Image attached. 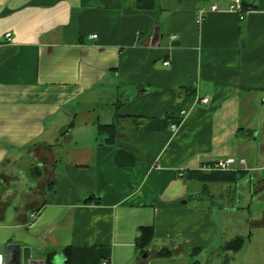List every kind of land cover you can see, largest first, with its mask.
Wrapping results in <instances>:
<instances>
[{
  "label": "crops",
  "instance_id": "crops-1",
  "mask_svg": "<svg viewBox=\"0 0 264 264\" xmlns=\"http://www.w3.org/2000/svg\"><path fill=\"white\" fill-rule=\"evenodd\" d=\"M256 97L264 0H0V254L18 264L21 245L29 264L67 254L71 264H201L217 241H246L239 231L219 241L208 200L218 181L186 175L235 157L229 170L252 181L242 151ZM143 226L154 236L141 246Z\"/></svg>",
  "mask_w": 264,
  "mask_h": 264
},
{
  "label": "rangeland",
  "instance_id": "rangeland-1",
  "mask_svg": "<svg viewBox=\"0 0 264 264\" xmlns=\"http://www.w3.org/2000/svg\"><path fill=\"white\" fill-rule=\"evenodd\" d=\"M255 100L256 111L251 112L254 134L249 146L248 142H245L242 152L250 167H254L251 171L253 173L251 182L258 188L264 183V98L256 97ZM242 112L243 115L249 113L245 105ZM75 133L76 131L71 129L60 135V139L67 144L71 142ZM251 182L247 178L237 184L225 181L211 184L213 189L221 191L216 196L209 194L208 199L220 217L221 230L225 231V234L222 232L219 241L223 238L225 241L229 240L231 235L238 231L245 233L246 241L236 257L228 256L221 247L222 243L217 241L200 259L201 264H264V225L251 224L252 220L258 222L264 220V187L258 193H253ZM226 256L229 257V262L225 261Z\"/></svg>",
  "mask_w": 264,
  "mask_h": 264
},
{
  "label": "trees",
  "instance_id": "trees-1",
  "mask_svg": "<svg viewBox=\"0 0 264 264\" xmlns=\"http://www.w3.org/2000/svg\"><path fill=\"white\" fill-rule=\"evenodd\" d=\"M192 94V91L187 94V98ZM114 126L113 125H102L100 127V131H113ZM249 175V170L247 169H231V170H214L211 172H206L201 169H192L187 171V177L189 179H197L202 181H225V182H237L241 179L247 178ZM154 232L152 226H143L141 227L140 232V244L141 246L147 245L151 242L153 239ZM245 244V238L237 237L229 242H227L223 249L233 250V251H240L243 249ZM168 253V251H162L161 254ZM50 264H53L50 260ZM62 264H71V259L69 257V254L66 256V260Z\"/></svg>",
  "mask_w": 264,
  "mask_h": 264
},
{
  "label": "built area",
  "instance_id": "built-area-1",
  "mask_svg": "<svg viewBox=\"0 0 264 264\" xmlns=\"http://www.w3.org/2000/svg\"><path fill=\"white\" fill-rule=\"evenodd\" d=\"M235 4H233V8H235ZM237 7V6H236ZM215 8V7H214ZM236 9H238L240 12L242 11L240 9V7H237ZM244 17V14L241 12V18ZM5 37L7 38L8 41H10L12 39V33L11 32H7L5 34ZM94 37H96V35H94ZM168 62H166L167 64ZM200 101L202 103H208L210 101V98L209 97H203L200 99ZM182 118H179L173 125H172V129L175 131L179 124L183 121L184 117L186 116L187 114V110H182ZM236 162V158L235 157H227V158H224V159H219L217 160L216 162H214L213 164H210L207 166V168L209 170H229L230 169V165L232 163ZM241 162H245V159H242ZM35 216V215H34ZM0 264H8L6 259H4V257L0 254ZM26 264H29V263H26Z\"/></svg>",
  "mask_w": 264,
  "mask_h": 264
},
{
  "label": "water",
  "instance_id": "water-1",
  "mask_svg": "<svg viewBox=\"0 0 264 264\" xmlns=\"http://www.w3.org/2000/svg\"><path fill=\"white\" fill-rule=\"evenodd\" d=\"M11 250L14 252L15 257L19 260L18 264L29 263L30 260V249L22 248L21 245H13Z\"/></svg>",
  "mask_w": 264,
  "mask_h": 264
}]
</instances>
